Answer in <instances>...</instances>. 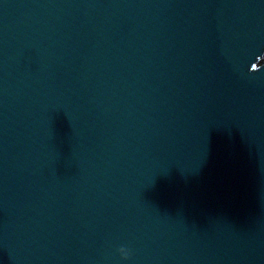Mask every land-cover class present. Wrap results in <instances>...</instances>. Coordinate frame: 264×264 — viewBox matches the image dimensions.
<instances>
[{"label": "water", "instance_id": "95a60500", "mask_svg": "<svg viewBox=\"0 0 264 264\" xmlns=\"http://www.w3.org/2000/svg\"><path fill=\"white\" fill-rule=\"evenodd\" d=\"M0 264H264V0H0Z\"/></svg>", "mask_w": 264, "mask_h": 264}, {"label": "clouds", "instance_id": "9594fccd", "mask_svg": "<svg viewBox=\"0 0 264 264\" xmlns=\"http://www.w3.org/2000/svg\"><path fill=\"white\" fill-rule=\"evenodd\" d=\"M120 255L122 259H127L128 258V251L125 248H120L119 249Z\"/></svg>", "mask_w": 264, "mask_h": 264}]
</instances>
